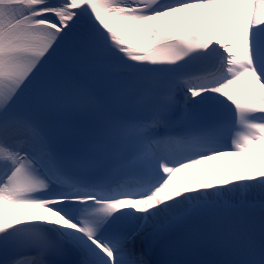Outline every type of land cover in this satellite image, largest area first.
<instances>
[{
	"label": "snow or ice",
	"instance_id": "snow-or-ice-1",
	"mask_svg": "<svg viewBox=\"0 0 264 264\" xmlns=\"http://www.w3.org/2000/svg\"><path fill=\"white\" fill-rule=\"evenodd\" d=\"M0 264H264V0H0Z\"/></svg>",
	"mask_w": 264,
	"mask_h": 264
}]
</instances>
